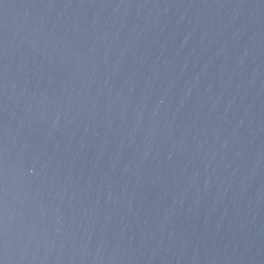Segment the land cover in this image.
<instances>
[{
    "label": "water",
    "instance_id": "95a60500",
    "mask_svg": "<svg viewBox=\"0 0 264 264\" xmlns=\"http://www.w3.org/2000/svg\"><path fill=\"white\" fill-rule=\"evenodd\" d=\"M0 264H264V0H0Z\"/></svg>",
    "mask_w": 264,
    "mask_h": 264
}]
</instances>
